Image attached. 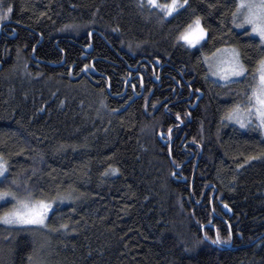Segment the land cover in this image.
Wrapping results in <instances>:
<instances>
[{"label":"trees","instance_id":"trees-1","mask_svg":"<svg viewBox=\"0 0 264 264\" xmlns=\"http://www.w3.org/2000/svg\"><path fill=\"white\" fill-rule=\"evenodd\" d=\"M236 2L166 17L144 0H0L6 182L71 195L47 227L0 223V264H264V135L227 118L264 47L235 27ZM196 16L191 47L177 37ZM227 46L247 75L220 83L205 58Z\"/></svg>","mask_w":264,"mask_h":264},{"label":"snow or ice","instance_id":"snow-or-ice-1","mask_svg":"<svg viewBox=\"0 0 264 264\" xmlns=\"http://www.w3.org/2000/svg\"><path fill=\"white\" fill-rule=\"evenodd\" d=\"M147 4L163 9V14L167 17L177 9L185 7L187 0H170L169 3L165 4L158 3V0H147ZM11 11V5L7 8L0 5V21L8 19ZM232 18L237 29H245V26H247L250 29L249 34H254L259 38L258 46L264 47V0H237ZM206 34L207 29L202 25L201 17L196 16L186 25L177 39L183 40L188 46H195L205 38ZM213 59L215 63L209 64L211 74L219 76L221 80L228 81L230 78L247 75L241 53L233 46L217 49ZM256 73L258 75V85L248 95L247 107H243L242 102L237 103L227 113V118L236 120L241 127L247 126V121L242 116V113H247L248 117L255 115L259 121L258 126L264 128V57L258 61ZM6 171L7 162L0 156V176L5 175ZM13 183H16V181H13ZM8 198H11L15 203L10 209L0 212V223L9 226L44 225L47 227L46 219L53 210L55 201L70 199L71 195L58 194L51 199H45L35 198L31 192H28L27 195L21 197L13 190L0 189V201L6 203ZM60 227L66 228L67 225H61ZM230 238L231 232H229L227 238H222L217 233L216 237L212 239V243H227ZM204 239L211 238L205 233Z\"/></svg>","mask_w":264,"mask_h":264},{"label":"rangeland","instance_id":"rangeland-1","mask_svg":"<svg viewBox=\"0 0 264 264\" xmlns=\"http://www.w3.org/2000/svg\"><path fill=\"white\" fill-rule=\"evenodd\" d=\"M145 2H147V0H144ZM170 2V0H166V1H164V2H161L160 0H158V3H160V4H165V3H169ZM177 10H179V9H177ZM176 10V11H177ZM245 28H247L248 29V27L247 26H245ZM248 32L250 33V29H248ZM252 35H254V34H252ZM255 36V35H254ZM256 37V36H255ZM258 38V37H257ZM259 39V38H258ZM191 47H193V46H191ZM224 49V48H223ZM216 53V52H215ZM214 53V54H215ZM214 54H212V55H210V56H207L205 59H206V67L208 68V70H209V75H210V77H211V79H214L216 82L218 81V82H220V83H228L229 81H237V80H239L241 77H236V78H230V80H228V81H224V80H221L220 78H219V76H213L212 74H211V70H210V67H209V64L210 63H215V60L213 59V55ZM254 86H252L253 88L252 89H254L257 85H258V75H257V73H256V83L255 84H253ZM247 101H248V98L246 99V102L245 103H243V107H247ZM242 116H243V118L247 121V124H249V123H253L254 121H256L257 120V123L259 124V121H258V119L255 117V115H253V116H251V117H248V115H247V113H242ZM229 121H231L230 119H229ZM257 124V125H258ZM240 127V126H239ZM241 128V127H240ZM261 133H263V135H264V128H261ZM8 186H10V187H12L11 188V190H13V191H15L19 196H21V197H23V196H25V195H27V193L29 192V188H26V187H20L21 185H15V183H7L6 182V178H5V175H3V176H0V189H4V190H8ZM15 203V201H13L11 198H8V200H7V202L5 203L4 201H0V205H3V204H5L6 205V207H4L3 208V210H2V212L3 211H5V210H8V209H10L11 207H12V205ZM1 212V211H0Z\"/></svg>","mask_w":264,"mask_h":264},{"label":"water","instance_id":"water-1","mask_svg":"<svg viewBox=\"0 0 264 264\" xmlns=\"http://www.w3.org/2000/svg\"><path fill=\"white\" fill-rule=\"evenodd\" d=\"M0 27H1V24H0ZM90 35H91V32H90ZM91 50H92V49H91V45H89V47H88V49H86V51H87V52H90ZM133 70L135 71L136 68H134ZM108 89H109V87H108ZM212 195H213V194H212ZM225 212L230 213V215L232 214L231 211H230L228 208L225 209ZM227 246H230V244H228Z\"/></svg>","mask_w":264,"mask_h":264},{"label":"flooded vegetation","instance_id":"flooded-vegetation-1","mask_svg":"<svg viewBox=\"0 0 264 264\" xmlns=\"http://www.w3.org/2000/svg\"><path fill=\"white\" fill-rule=\"evenodd\" d=\"M157 80H159V78H158ZM140 85H141V89H143V83H142V82H141V84H140ZM133 93H135V92H134V90H133ZM134 95H135V97H137V96H138V94H137V95H136V94H134Z\"/></svg>","mask_w":264,"mask_h":264},{"label":"bare ground","instance_id":"bare-ground-1","mask_svg":"<svg viewBox=\"0 0 264 264\" xmlns=\"http://www.w3.org/2000/svg\"><path fill=\"white\" fill-rule=\"evenodd\" d=\"M4 23H5V22L1 23V27H2V25H3ZM1 27H0V29H1Z\"/></svg>","mask_w":264,"mask_h":264}]
</instances>
